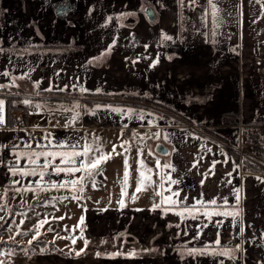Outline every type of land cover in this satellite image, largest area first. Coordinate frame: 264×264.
I'll return each mask as SVG.
<instances>
[{"label": "crops", "instance_id": "1", "mask_svg": "<svg viewBox=\"0 0 264 264\" xmlns=\"http://www.w3.org/2000/svg\"><path fill=\"white\" fill-rule=\"evenodd\" d=\"M62 1L0 0V47L4 49L0 51V73H10L0 75V85H8L0 88L6 120L0 128V145H19L0 147V161H3L0 163V197H3L0 203L7 202V209L0 211V216L8 219L4 223L6 227L17 220L22 222V229H27L34 219L52 222L60 220L59 217H64L61 228H74L84 215V236L90 241L79 257L66 254L67 251L36 255L31 264H220V261L264 264V183L255 179L261 175L250 173L246 168H243L245 174L242 173L236 151L244 138L236 122L255 127L264 124V7L256 0H219V27H216L207 0H197L195 5L192 0H183V5L180 0H70L72 12L64 18L54 8ZM146 7L154 9L155 21L147 16ZM122 14L129 15L121 18ZM165 36L171 39L165 40ZM113 42L111 53L102 62L88 63ZM158 54L157 66L149 67ZM73 84L89 91L81 94ZM65 85L68 88L60 91ZM50 86L52 91H46ZM25 99L32 104L25 105ZM77 103L81 107L74 111H79L80 117L66 126L74 111H64L61 105L72 108ZM36 104L44 107L36 109ZM97 105L102 107L95 115L90 114ZM103 106L132 108L143 112L144 119L135 115L131 119L121 117ZM10 108L13 113L11 110L9 114ZM18 119L25 121L24 129L16 127ZM47 133L52 134L53 143L66 139L93 146L99 143L105 152H110L115 144L116 151L122 154H113L101 165L103 175L95 176L96 187L85 179L83 199L78 201L52 200L70 197L68 189H37L38 196L30 191L16 192L14 189L23 188L38 177H13L8 170L13 163H18L20 168L28 167L26 157L16 161L13 153L67 150L38 147L48 143L42 139ZM125 140L129 142L125 145L130 147L129 152L120 147ZM159 143L169 149L168 155L155 151ZM27 144L32 147H26ZM221 149L226 155H221ZM141 150L142 154H138ZM125 156L129 160L130 177L125 207L120 210L117 200ZM226 158L227 164L223 163ZM140 159L152 169L153 181L159 183L161 174L179 179L180 184L171 185V189H180V199L186 195L185 203L189 206L196 200L212 199L223 205L222 198L227 197V210H232L235 204L232 189L241 187L242 215L238 220L242 223L233 226L232 218L223 216H213L211 221L203 215L182 220L171 212L164 216L159 209L150 211L154 200L159 201L152 188L135 193L138 198L133 202L131 196ZM157 160L161 166L170 162L176 171L157 168ZM213 160L221 161L216 164L214 175L208 172ZM39 163H44L43 158ZM54 163L58 165L59 159ZM234 164L239 166L236 171H233ZM229 172L231 177L227 175ZM80 175L77 172L73 177H65L62 173L50 179L61 182ZM229 179L232 184L227 183ZM14 180L22 183L13 184ZM168 188L166 182L165 189ZM169 194L165 191V195ZM45 205L53 209L48 211L43 208ZM103 208L108 210L99 211ZM137 208L143 210L135 211ZM212 208L209 205V210ZM55 212L61 214L51 216ZM169 224L180 227L169 228L166 226ZM241 227L244 228L242 235ZM75 232L79 236V229ZM218 232L221 245L242 244L244 251L236 253V260L179 254L185 246L200 248L215 241ZM119 233L129 235L114 240ZM197 233L200 239L193 240ZM40 237L39 245H43L41 241L45 245L50 242L46 236ZM68 244L66 249L84 248L79 239L77 247L71 242ZM105 247H108L106 251ZM133 249L140 255L132 258L95 255L97 251L127 253ZM17 259L19 264H25L23 259Z\"/></svg>", "mask_w": 264, "mask_h": 264}, {"label": "snow or ice", "instance_id": "2", "mask_svg": "<svg viewBox=\"0 0 264 264\" xmlns=\"http://www.w3.org/2000/svg\"><path fill=\"white\" fill-rule=\"evenodd\" d=\"M181 4L183 5V0H180ZM219 0H207V7L210 9V14L212 17V22L214 26L219 27V12L220 8L218 7ZM257 3H260L262 7H264V0H256ZM197 3V0H192V4L195 5ZM243 13L241 12V15ZM126 15L129 14H122L121 18H124ZM111 19V17H109ZM255 22V21H254ZM213 35L215 33L213 32ZM165 40L171 39V37L165 36ZM115 42L113 44L107 46V50L105 52H102L99 56L94 57L92 60L88 61V63H100L104 60L105 57H107L113 47ZM147 47V45H145ZM4 49L0 47V51H3ZM169 61L173 59V57H168ZM136 61H133L135 63ZM159 63V54L157 55V58L149 65V67L154 68ZM0 75L9 76L10 73L5 71L3 73H0ZM23 78V77H21ZM15 83V79H13V84ZM8 85H0V88L7 87ZM36 87L39 88V83L36 84ZM73 88H77L81 94L89 91L88 89L84 88L83 86H78L76 84L72 85ZM68 88V85H65L64 88L59 89L60 91H65ZM46 91L51 92L52 87L50 86ZM97 92H100V89H96ZM25 105H31V100L25 99L23 101ZM44 107L41 104H36V109H41ZM81 107L80 104H75L72 106V108H64L63 105H61V109L64 111L73 112L75 109H79ZM102 106L97 105L96 109L90 110V114L95 115L96 111L100 109ZM107 108L109 111L119 114L121 117H127L131 119L134 115L137 116L139 119H144V113L143 112H137L132 108L124 109L119 107H111V106H103ZM80 112L74 111V115L72 116L71 120L69 121V124L66 126H70L71 123L79 119ZM6 124L5 120V102L3 99H0V128H3ZM124 127H127V125H124ZM157 137L160 136V133L155 134ZM136 136V133H133V137ZM166 140L169 139L167 135L164 137ZM42 139L47 140V144H38V147L44 148V149H51L53 147L59 148V149H67L64 151H31L27 153H13L15 155L16 161H19L22 157L27 158L28 167L26 168H20L18 163H13L9 167V172L13 177L19 176L21 178L24 177H38L35 181L29 182V184L23 188H16L14 189L16 192H33L36 193L37 196L39 193L37 192V189L40 191H46L49 189H68L71 192V196H61L59 198L53 197L52 200L60 199L68 200L71 198L72 200H80L83 199L82 193L85 189L84 181L87 178L90 182L92 187H96V180L95 176L97 175H103V169L101 167L102 164L106 163L109 159L112 158L113 154L115 155H121L122 153H118L116 151V145L113 144L112 149L110 152H105L104 148L99 144L96 143L95 146L90 143H84L80 144L79 141L76 143H72L70 140L66 139L65 141H59L56 140L55 143H53V136L51 133H47ZM129 142L127 140L123 141L120 144V147L124 149V152H129L130 147H125V145H128ZM16 148L19 145H0L2 148H8V147ZM26 147L31 148V144H27ZM202 148L205 146L202 145ZM208 152H211V149H206ZM175 151V149H173ZM142 154V150L138 153ZM165 155H168L166 151H164ZM221 155H226L223 153V150L221 149ZM43 158L44 163L40 164L39 161ZM59 159L60 163L57 165L54 162ZM202 159V157H201ZM0 163H3V161H0ZM217 163H221V161L213 160L211 163V166L208 170L209 173L215 174V167ZM223 163L227 164L228 159L226 158ZM139 167L137 168L138 177L135 181L136 187L133 195L131 196V200L135 202V200L138 198L135 193H139L141 191H147L149 188L153 189L154 197H159V201L152 203L150 211H156L159 209L164 216H167L168 213H173L176 216L180 217L182 220H186L188 218L191 219H198L199 215L205 216L209 221H211L213 216H223V217H231L232 218V224L235 226L237 223H242L238 220V218L242 215V210L240 209V203H241V187H233L231 195L235 197V204L232 205V210H227L228 205V199L227 197L222 198L224 200V204L220 205L217 204L216 199H212L210 201L205 202L204 200H196L194 204L189 206L185 203L187 201L188 197L185 195L183 200L180 199V189H177L176 191H172L171 185H179L180 180L179 179H172L170 174L164 175L161 174L159 176V183L156 181H153L152 179V169L147 168L145 166L144 160L140 159L138 161ZM123 166H124V172H123V182L121 184V192H120V199L117 200V204L119 205V209L122 210L125 207V200L124 197L128 195L127 188L129 186V160L128 157L125 156L123 160ZM156 167L157 168H170L173 172L176 171L175 167L170 163L166 162L163 164V166L160 165L159 160L156 161ZM193 167H196L194 164ZM238 165L234 164L233 171H236L238 168ZM51 169V171H48ZM79 172L82 173L79 177L73 178V179H65L61 182H57L55 180L50 179L51 176H60L62 173L65 177H73L75 174ZM208 173H205L204 176L207 177ZM229 177L232 176V173H227ZM46 177H49V179H45ZM255 179L259 181L260 183H264V176H256ZM169 184V188L165 189V183ZM13 184H21L22 180H14L12 182ZM204 180H201V185H203ZM228 184H232V180H227ZM155 185V187H153ZM165 191H168L170 194L165 195ZM0 199H3V197H0ZM109 203H111V198L109 199ZM209 205L214 206L212 210H209ZM199 206V207H197ZM7 209V202L5 200L4 203H0V211H4ZM107 208L99 209V211H107ZM143 209H135V211H142ZM83 211H87V209H83ZM58 219H64V217H59ZM5 218L0 216V221H4ZM47 219L40 221L37 225H35V228L33 230L32 238L28 241V244H32L34 241H38L39 237L41 235L40 228L45 224L48 223ZM6 223V221H5ZM220 222H217V225H219ZM167 227H177L179 228L180 225H166ZM207 225H205L206 227ZM251 227V226H249ZM76 229H79V236L69 235L67 237H61L57 236L59 239H68L71 241L72 245H75L77 240H82L84 243V248L80 249L79 251L75 250L74 248H69V255L72 253L75 254L76 257H79L82 253L85 252L87 249L90 241L85 238L84 233L86 230V224H85V217L84 215H81L79 222L74 228L72 229L73 232H75ZM9 231H12L11 228L8 229ZM47 231H53L52 228H48ZM65 231H68L67 228H65ZM244 228L241 227L240 235L243 234ZM27 235V233H20L17 232L16 235ZM186 234V233H185ZM127 233H119L114 237V240H120L121 237H127ZM220 233H217V239L211 243H205L202 247H184L182 251H180V255L183 256H191L193 258L197 256H212V257H228L229 259L236 260L237 252H243V246L242 244H237L235 247H232L230 244L221 245L220 244ZM9 239L15 243V237L10 236ZM193 240L200 239V234L197 233L192 237ZM106 242V241H102ZM127 240L125 239V243ZM54 243V241H53ZM220 246L219 248L217 246ZM115 247V243L113 245ZM122 247V246H121ZM46 251V249H41V252ZM57 251L62 252L63 250L57 249ZM143 252H149V251H155V249H142ZM27 252V250H25ZM11 254V253H8ZM0 255H4V253H0ZM97 258H116L123 256L125 258H132L137 257L140 255V252L136 250H130L127 253H124L122 250H117L114 252H106L101 253L97 251L95 253ZM0 264H5L4 260H0ZM220 264H223V261H220Z\"/></svg>", "mask_w": 264, "mask_h": 264}, {"label": "rangeland", "instance_id": "3", "mask_svg": "<svg viewBox=\"0 0 264 264\" xmlns=\"http://www.w3.org/2000/svg\"><path fill=\"white\" fill-rule=\"evenodd\" d=\"M243 141H245V137L243 138ZM43 208H48V211L53 209L52 206L45 205ZM42 209V208H41ZM14 213H10V215H13ZM61 213L55 212L51 216L60 215ZM39 219V220H38ZM44 220V219H43ZM6 222L8 221L5 220ZM3 223L0 224V253H4V255H0V260H4L5 264H19V260L17 258H21L24 260L25 264H31L32 260L36 257V255H54L56 253H59L60 251H57V249L67 251L66 254L69 253V248L66 249V247H69L68 243L71 241L67 239V241H62L61 239L57 238V236L61 237H67L69 235L78 236V233L73 232V228H67L68 231H65V228H61V219L60 220H53L52 222L45 223L41 228L40 232L42 236H46V239L50 242L43 246L36 244V241H34L32 244H28V241L32 238L33 230L35 228V225L40 223L42 219L37 218L34 219V222H31L29 228L22 229L21 225L22 222L15 220L12 224L7 225ZM54 221H57L54 223ZM11 228L12 231H9L8 229ZM48 228H52L53 231H47ZM77 230V229H76ZM75 230V231H76ZM26 232L28 236L26 235H16L17 232ZM66 235V236H64ZM14 236L15 237V243H13L9 237ZM41 237H39L40 240ZM6 241V242H5ZM54 241V243H53ZM17 244L21 245L22 248H18L16 246ZM77 247V245H74ZM102 246L100 245V248ZM41 249H46V251L41 252ZM80 249V248H79ZM105 251L108 249V247L103 248ZM27 250V252H25ZM11 253V254H8ZM106 253V252H105ZM60 254V253H59ZM57 254V255H59ZM43 262V261H40Z\"/></svg>", "mask_w": 264, "mask_h": 264}, {"label": "built area", "instance_id": "4", "mask_svg": "<svg viewBox=\"0 0 264 264\" xmlns=\"http://www.w3.org/2000/svg\"><path fill=\"white\" fill-rule=\"evenodd\" d=\"M16 127L25 128L26 123L22 119L15 121ZM237 127L241 130L242 136L245 137V141L241 139L239 147L236 151L239 154V163L242 166V173L245 164H250L254 167V170L250 173L259 174L264 176V124L255 127L247 126L244 123L236 122ZM30 133V130L27 129ZM248 172V170H246Z\"/></svg>", "mask_w": 264, "mask_h": 264}, {"label": "water", "instance_id": "5", "mask_svg": "<svg viewBox=\"0 0 264 264\" xmlns=\"http://www.w3.org/2000/svg\"><path fill=\"white\" fill-rule=\"evenodd\" d=\"M54 8L57 10L59 16L61 17H65L68 14H70L72 11V2L70 0H64L56 5H54ZM145 12L147 14V16L149 17V19L151 21H155L156 20V13L154 11V9L152 7H146ZM155 151L160 154V155H165L164 151H166L167 153H169V149L166 148L163 144L159 143L156 146Z\"/></svg>", "mask_w": 264, "mask_h": 264}, {"label": "trees", "instance_id": "6", "mask_svg": "<svg viewBox=\"0 0 264 264\" xmlns=\"http://www.w3.org/2000/svg\"><path fill=\"white\" fill-rule=\"evenodd\" d=\"M146 100L152 102V100H150V98H146ZM11 110H12V109L10 108L9 114L11 113ZM12 113H13V110H12ZM244 166H245L244 168H246V169H248V170H250V171H251V170H254V167L251 166L250 164H245ZM41 243H42L43 245H45V242H44V241H41ZM36 244H39V241H36ZM16 246L21 247L22 245H16Z\"/></svg>", "mask_w": 264, "mask_h": 264}]
</instances>
